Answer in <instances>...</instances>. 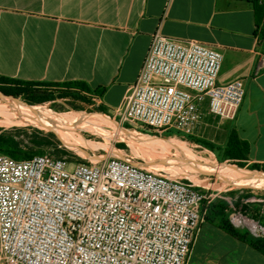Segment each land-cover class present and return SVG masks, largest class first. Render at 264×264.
<instances>
[{"label": "built area", "instance_id": "2783aa9c", "mask_svg": "<svg viewBox=\"0 0 264 264\" xmlns=\"http://www.w3.org/2000/svg\"><path fill=\"white\" fill-rule=\"evenodd\" d=\"M222 61L217 49L157 29L117 119L182 136L194 134L205 109L234 120L245 87L218 83ZM205 199L194 184L123 158L0 152V264H185Z\"/></svg>", "mask_w": 264, "mask_h": 264}, {"label": "crops", "instance_id": "0c3cea01", "mask_svg": "<svg viewBox=\"0 0 264 264\" xmlns=\"http://www.w3.org/2000/svg\"><path fill=\"white\" fill-rule=\"evenodd\" d=\"M252 0H0V77L82 81L114 116L135 82L158 29L223 54L219 84L242 79L243 102L224 120L264 164V36ZM95 90L102 91L97 93ZM234 213L231 215L233 216ZM235 216V215H234ZM238 223L233 225L238 229ZM185 264H264V254L204 220Z\"/></svg>", "mask_w": 264, "mask_h": 264}, {"label": "rangeland", "instance_id": "374dc122", "mask_svg": "<svg viewBox=\"0 0 264 264\" xmlns=\"http://www.w3.org/2000/svg\"><path fill=\"white\" fill-rule=\"evenodd\" d=\"M28 87L0 78V134L15 143L12 150L8 148L13 157L26 159L49 154L75 163L123 158L147 170L194 184L206 196L204 212L212 207L209 216L217 219V223L224 216L231 225L239 221L242 233L264 237V182L240 184L212 170L215 165L230 166L256 172L264 179V171L256 169L255 164L225 157L224 149L234 130L227 132L223 119L205 109L194 134L182 136L175 130L120 123L116 116L96 104L92 92L80 85H38L41 93L47 94L37 101L22 93ZM32 107L44 115L29 110ZM73 112L110 119L114 126L104 124L95 128L69 120L67 116ZM221 206L223 212L219 210ZM233 213L235 216H231ZM255 213L257 217H253Z\"/></svg>", "mask_w": 264, "mask_h": 264}, {"label": "trees", "instance_id": "16d2710c", "mask_svg": "<svg viewBox=\"0 0 264 264\" xmlns=\"http://www.w3.org/2000/svg\"><path fill=\"white\" fill-rule=\"evenodd\" d=\"M252 2L258 3V0H252ZM257 10L259 11L260 16H261L263 9H262L260 4H258ZM0 78L7 80V81L22 83V84H25L27 86L29 85L28 89H26L25 91H22V93L24 94V96H26L27 99L32 100V101H37L39 99H44L46 97L47 93H41L42 90L37 88L38 85H46V86H51V85H80L86 91L92 92L90 87L82 81H65V82H48L47 83V82L21 81V80H16V79H10L7 77H0ZM95 92L100 93V94L102 93V91H98V90H95ZM14 146H15V143L13 142V140L11 138L6 137L3 134H0V152L1 153H5V154L12 156L9 153L8 148H11V150H12V148ZM248 149H249L248 143L243 141L242 139H240L239 136L237 135V133L235 131H233L231 133V135L229 136L227 145L224 149L225 157L235 159L238 161H244L247 158ZM13 158H15V157H13ZM254 167L256 169H260V170L264 171V164H262V165L255 164ZM210 208H212V207H209L206 211L207 213H205V214H207V215H205L206 220L211 221V222H215V221H217V219H215L213 216H209L210 210H211ZM222 209H223V207L221 206V208L219 210H221V212H223ZM253 217H257V213H255L253 215ZM218 224L221 225V227L223 229H225L226 231H228L230 234H233L237 238L247 242L249 245H251L252 247L257 249L258 251H260L262 254H264V237H253V236L248 235L246 233H242L241 231H239V229L235 228L228 221H225L224 216L220 219Z\"/></svg>", "mask_w": 264, "mask_h": 264}, {"label": "bare ground", "instance_id": "6f19581e", "mask_svg": "<svg viewBox=\"0 0 264 264\" xmlns=\"http://www.w3.org/2000/svg\"><path fill=\"white\" fill-rule=\"evenodd\" d=\"M6 98L9 99L8 97H6ZM29 110L35 111L38 114L44 115V113H42V111H39L36 108L32 107V108H29ZM52 117H57V116H52ZM67 118L69 120L76 121V122H79L81 124L91 126V127H95V128H101V127H103L102 125H104V124L114 126L113 121L110 119L86 115V114H83L81 112L80 113H78V112L69 113ZM213 168H212V170H218L221 172V174L225 175L226 177H228L230 179L235 180L237 183H240V184H247V183H250L251 181H256V180H262V182H264V179L261 177V174H258L256 172L242 171L240 169L233 168L230 166L218 167L215 165Z\"/></svg>", "mask_w": 264, "mask_h": 264}, {"label": "water", "instance_id": "95a60500", "mask_svg": "<svg viewBox=\"0 0 264 264\" xmlns=\"http://www.w3.org/2000/svg\"><path fill=\"white\" fill-rule=\"evenodd\" d=\"M13 98V97H12Z\"/></svg>", "mask_w": 264, "mask_h": 264}]
</instances>
